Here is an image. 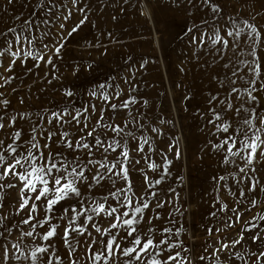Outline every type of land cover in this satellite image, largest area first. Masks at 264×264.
Masks as SVG:
<instances>
[{
    "label": "snow or ice",
    "instance_id": "1",
    "mask_svg": "<svg viewBox=\"0 0 264 264\" xmlns=\"http://www.w3.org/2000/svg\"><path fill=\"white\" fill-rule=\"evenodd\" d=\"M81 2L70 0L73 7L83 12L79 8ZM249 2L260 3V0H241L243 4ZM7 3L11 4L12 0ZM201 3L217 16L222 11L218 0H201ZM49 4L57 7L55 0H48V4L38 0L36 7L47 8ZM73 7L65 5V21L72 17ZM53 15L59 19V14ZM228 22L225 21V29L221 30L214 26L215 18L212 22L203 20L201 24H209L213 32L209 34L201 28L200 35L193 36L191 42L205 43L208 37L212 45L218 46L215 52L220 58L228 56L221 66L231 73L230 77L225 74L230 81L225 91L239 99L236 83L242 77L229 65L235 56L247 69L244 75L254 77L248 84L254 85L255 78L264 76V27L245 19L243 27L233 21L234 28L228 31ZM33 25L39 28L38 22L29 19L19 32L12 27L0 32V37H5L0 45V57L6 54L11 57L6 72L12 70L17 59L23 62L31 57L44 61V49L52 53L47 64H53L52 57L60 55L67 39L63 31L51 45L43 42L49 32L40 33L42 47L34 53L31 46L37 37L32 32ZM79 25L72 27L67 35L70 37ZM64 27V23L59 24V29ZM245 29L248 31L243 40L247 51L239 43ZM228 49H232L231 55ZM241 56L245 59L241 60ZM12 79L0 73L3 81L0 87ZM73 95L71 91L65 92L67 97ZM89 95L91 99L83 106L66 102L58 111L48 109L37 113L38 121H32L30 113L9 115L6 109L0 115V133H3L0 193H4L0 196V264H18L22 259L28 264H197V261L264 264V116L245 109L242 103L225 104V100H220L225 106L219 112L210 108L214 119L208 123L214 125L213 134L220 135L216 142L209 143L214 152L221 153L218 164L224 173L212 177L214 191L218 192L222 186L233 203L230 206L214 196L215 211L210 215L219 224L215 231L209 226L206 234L216 239L205 241L201 253L193 256L191 248L179 239L183 230L174 232L166 226L169 222L179 223L172 214L183 206L178 205L180 193L167 183L172 160L166 152H158L163 163L157 164L150 155L155 137L146 133L159 136L161 130L146 124V115L139 109L134 114L133 106L139 101L133 96L121 99L120 91L110 94L103 84ZM248 95L255 99L252 90H248ZM0 104L7 106L9 101L0 100ZM121 110H127V115L117 122ZM245 112L248 114L244 115ZM17 119L30 121L27 132L16 127ZM53 122L55 125L49 130ZM168 151L174 159L180 158L178 142L169 143ZM149 171L156 173V177L150 178ZM133 173L140 177L141 183L134 182ZM229 178L232 185L228 184ZM184 211L187 210L181 211V215ZM162 217L163 223H155ZM229 229L234 230L232 238L227 235Z\"/></svg>",
    "mask_w": 264,
    "mask_h": 264
},
{
    "label": "rangeland",
    "instance_id": "2",
    "mask_svg": "<svg viewBox=\"0 0 264 264\" xmlns=\"http://www.w3.org/2000/svg\"><path fill=\"white\" fill-rule=\"evenodd\" d=\"M218 2L222 11L217 16L203 5L201 0H192L191 3L189 0H82L79 8L83 9V12L73 7L70 0H63V3L55 0L56 8H52L50 4L47 8H38V0H12L11 4H8L7 0H0V32L10 27L19 32L21 26L29 19L39 23V28L35 25L32 27V32L37 37L31 46L34 53L42 47L39 36L46 30L49 35L44 37L43 42L49 45L58 39L57 34L60 31L67 37L60 55L52 57L53 64L46 63L48 56H52L47 49H44V61L31 57L23 62L22 59H17L10 72L4 70L11 62L10 55L0 57V62L3 63L0 73L14 77L10 83L0 87V93H3L0 100L9 101L7 106L0 104V115H4L6 109L9 115L30 113L32 121H38L37 113L48 109L58 111L66 102L78 107L87 104L91 99L89 93L99 90L102 84L110 94L120 91L121 99L129 95L135 97L139 103L133 106L134 114L135 109H139L146 115L144 122L159 128L162 133L159 136L146 133L155 137L153 151L150 153L152 160L157 164L163 163L158 152H166L172 160L169 169L171 175L167 178V183L180 193L178 205L183 206L181 211L187 210L183 215L181 211L174 212L173 218L179 223L169 222L166 226L173 228L174 232L183 230L179 239H183L185 245L191 248L193 256L201 253L205 241L216 239L215 236L206 234L209 226L215 231L219 224V221L210 215L215 211L214 196H218L230 206L233 203L231 196L226 194L222 186L218 192L214 191L215 182L212 177L224 173L220 171L218 164L221 153L214 152L209 143L216 142L217 136L220 135H214V125L208 123L210 119H214L210 108L219 112L225 106L220 100H225V104L231 103L235 106L242 103L245 109L264 116V76L255 78L254 85L248 84L254 77L245 76L247 69L233 56L229 68H235L242 77L236 83V87L240 89L239 99H236L235 94L230 95L225 91L230 86L225 74L230 77L231 73L228 68L221 66L228 56L220 58L215 52L218 46L212 45L208 37H205V43L191 42L193 36L200 35L201 28L209 34L213 32V27L209 24H201L205 19L212 22L215 18L214 26L221 30L225 29V21H229L228 31L233 30V21L243 27L245 19L264 27V7L261 6L264 0L248 4L241 3V0ZM44 3L48 4V0H44ZM65 5L73 7V15L67 21L63 19L66 14ZM53 13L59 14V19ZM253 16L256 17L255 20ZM84 17L87 19L79 25ZM60 23L65 25L63 30L59 29ZM77 25L78 30L69 37L68 32ZM190 28L191 32L188 31ZM247 31L245 29L241 33L239 40L245 51L247 48L243 37ZM10 37L11 33L8 34V38ZM4 39L5 37H0V45ZM227 51L231 55L232 49ZM257 54H260L259 48ZM240 59L245 57L241 56ZM37 64L39 66H36ZM0 83L3 81L0 80ZM130 88L135 91H130ZM248 90H252L255 99L249 97ZM67 91L74 95L65 96ZM214 97L216 99H213ZM144 101L147 103L143 104ZM93 102L99 103L95 100ZM126 115L127 110H121L116 116L117 122ZM255 122L253 120V123ZM54 125L55 122L53 126H49V130H52ZM29 126L28 119H17V128L27 132ZM177 142L180 158L174 159L173 153L168 151V145ZM132 143L135 142L130 143V148ZM143 164L144 161H141V165ZM148 175L150 178L156 177V173L151 171ZM132 179L136 183L142 182L135 173ZM228 184H233L231 178ZM3 195L4 193H0V196ZM168 207L166 205V208ZM158 211L164 213L165 210ZM155 223H163V217ZM227 235L232 238L234 230H227ZM18 264L28 262L22 259ZM197 264L203 262L197 261Z\"/></svg>",
    "mask_w": 264,
    "mask_h": 264
}]
</instances>
